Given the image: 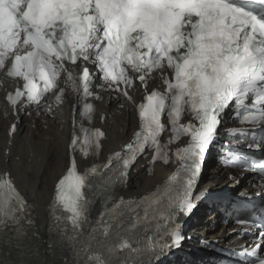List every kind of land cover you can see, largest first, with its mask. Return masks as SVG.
<instances>
[{"label": "snow or ice", "instance_id": "snow-or-ice-1", "mask_svg": "<svg viewBox=\"0 0 264 264\" xmlns=\"http://www.w3.org/2000/svg\"><path fill=\"white\" fill-rule=\"evenodd\" d=\"M0 71L23 81L22 88L7 96L13 107L35 106L44 112L51 111L49 94L56 103L63 100L62 77L78 102L102 99L92 92L97 76L133 103L129 89L139 82L145 90L137 106L140 131L126 145L128 155L114 157L122 160L120 182L146 147L154 148V159L162 157L168 162L167 146L160 142L162 134L171 133L169 143L188 138L174 151L179 167L167 194L168 211L163 217L167 224L148 238L146 246L154 255L163 253L182 246L185 237L177 220L192 214L202 198L194 190L226 111L234 103L240 123L252 126L230 130L233 134L264 126V0H0ZM157 75L164 91H147ZM249 97L250 107L246 104ZM92 111L93 105L85 102L80 115L90 120ZM81 131L82 143L73 133L72 150L79 145L85 157L89 149L98 153L104 133L96 130L90 136L88 129ZM249 146L264 147V143ZM258 167L264 171V162ZM89 183L88 173L81 174L71 158L54 197L68 214L69 240L79 236L87 223ZM0 193V219L18 223L16 213L23 212L27 204L10 178L0 177ZM125 203L121 200L112 211ZM148 218L146 209L144 219ZM259 223L264 239V219ZM64 232L67 235L66 227ZM128 246L127 241L119 244ZM259 248L250 255L255 264H264ZM89 260L106 264L99 256Z\"/></svg>", "mask_w": 264, "mask_h": 264}, {"label": "bare ground", "instance_id": "bare-ground-1", "mask_svg": "<svg viewBox=\"0 0 264 264\" xmlns=\"http://www.w3.org/2000/svg\"><path fill=\"white\" fill-rule=\"evenodd\" d=\"M6 129V125L3 127ZM46 135L54 137V141L46 139ZM131 138H129L130 140ZM122 137L119 136L118 141ZM68 142L69 134L66 131L60 132L59 126L52 128L41 137H34L32 143L39 147L45 148L47 157L43 160H38L34 168L29 169L27 164L19 167L18 163L10 162L9 167L15 177L20 189L24 192L29 200H34L42 204V211L38 214L37 228L31 232L20 234L7 233L0 241V264H19L15 260H22V264H68L67 261H72V256L63 261L60 248L56 245L49 246L51 239L48 234V218L46 214V207L49 204L54 191L55 182L64 173L68 167ZM115 143H107L109 150H114ZM20 148L25 151V155L19 149H14L16 156H21L23 161H26L27 154L24 144L21 143ZM53 160V163H52ZM4 158L0 150V168H3ZM164 176H167L171 170L162 168L160 171ZM216 182L222 180L220 177V168L217 173L212 171L206 172ZM219 177V178H218ZM159 180L157 177L148 179L145 174H133L132 181L128 189L122 191V195L126 197L140 196L153 188ZM213 181L207 186L213 187ZM36 188V191L30 188ZM101 202L97 204L95 215L100 209ZM218 221L217 215L209 216L205 223L198 226V230L206 236L213 232L214 226ZM43 248H47L48 252L42 253ZM200 256L201 254H197ZM66 262V263H65ZM178 264H183L181 261Z\"/></svg>", "mask_w": 264, "mask_h": 264}]
</instances>
